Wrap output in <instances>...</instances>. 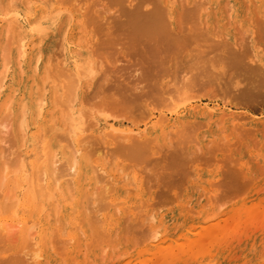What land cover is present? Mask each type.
Segmentation results:
<instances>
[{"label": "rangeland", "instance_id": "rangeland-1", "mask_svg": "<svg viewBox=\"0 0 264 264\" xmlns=\"http://www.w3.org/2000/svg\"><path fill=\"white\" fill-rule=\"evenodd\" d=\"M109 1L110 0H78V1L76 0H72V1L71 0H9V1L2 3L0 0V31L2 30L0 32V47H1L0 48V51H1L0 66H2L6 58L7 60L8 59L10 60V62L7 60L4 62L3 66L7 63L4 66V68L3 66L0 67V70H1L2 68L5 69V67L8 65L6 67L4 80L3 81L0 80V84H1L0 88L3 87L4 85V87L0 89V107L2 106V108L0 109V114H2L3 112V116L0 115V122H1L0 125L5 122L4 120H6V117H10V115H8L7 113L9 112L10 109L16 110V108L19 107L20 103L24 102L23 98H21L24 95L27 96V95L32 94L33 96H35L37 94V96L35 97L40 98L41 94H43L44 90H46L44 99L45 101H47V104L45 105V107H43L46 109L40 110V111H43L44 116L43 117L38 116V121H36L35 127L31 128L32 130L29 129L28 133L24 135L23 138H20V141H18L17 138L15 139L14 137L15 134L12 133L13 131L12 126L10 127L11 128L10 129L9 128L10 125L8 127L6 125L4 132L0 131V140H1L0 152L2 154L6 153V155L5 154L2 155L0 153V191H1L0 192L1 194L0 204H6L4 209L7 208L6 210H4L3 214L0 213V224L3 221L7 229L6 227L1 226L0 233L2 235L6 234L4 232V228L8 231V232L6 231L7 233L10 232V235H8V239L6 237L7 235L6 236L3 235L5 237L6 242L5 240L3 241V239L1 238V240L5 243L0 246H3L2 249L5 248L6 250H8L9 248L10 252L6 251L7 253L9 252L8 255L12 254L10 255L9 258L16 255L18 262L15 257L11 258L15 260L13 262V260H10L8 259V257H6L8 255L4 256L5 254H1V251H0V254L4 258L6 257V259L4 260L8 259L10 261L9 264H13V263L15 264L17 263L18 264H62V262L63 264H138L140 261L142 263H139V264H145V263L146 264H155V263L156 264L158 263L159 264H171L172 259H170L169 255L166 256L168 254V250L166 251V248L168 249L169 246L177 244L175 242H178V241H179L178 243H180L181 241L184 242L186 239L185 234L187 231L193 232L194 235H197L198 233L195 232V230H198L199 232L202 230V228L207 229L208 227H210L209 229L212 232L207 229V233L210 232L212 233V235L208 233L211 235L209 236L207 233H205L206 236L202 238L203 242L200 245L201 248L197 250L199 251V253L195 252L194 254L196 258L195 257L191 258L192 255L189 258L190 264H264V101L257 100V101H252V103H250L251 101L246 102L244 100H240L242 99V97L240 96L239 91L241 90V88H243L244 84L245 86H249L248 83L245 80L242 81L241 80L242 77H240V75H235V74L233 75L232 73L234 71L232 70H229L230 74H228L229 72L227 71L228 72L227 73L226 70H228L227 68L230 69V67H227L226 64L222 65L223 63L231 62L232 61L231 58H234V56L239 55L240 57L239 56L238 57L241 59L239 58L238 59L240 61L242 60V62L248 65L251 64L252 67L256 66V68L261 69L259 71L260 73H264L262 72L264 71L262 70L264 69V65H262L264 64V46H262L264 45V43H262L264 42V40H262L264 39V16H262L264 15V13H262L264 12V8H261V7L259 8L258 6L254 5L256 7V8L254 7L256 11L255 10L252 11L253 5H250L248 3L246 5V2L244 3L240 0L237 1L238 3L235 0H216V2L215 0H185V2L184 0L183 1L174 0L175 1L174 7H177V8H175L176 14H173V15L174 16L177 15V17L175 18L174 16H172L174 17L172 19L174 20L175 24L171 23L168 26L169 32L166 31L168 30L167 27L165 28V32L170 33L171 34V35L169 34L170 36L173 35L176 37L178 36L180 37V38L178 37L179 40L181 41L178 43L180 50L179 51L175 50L177 53H175V51L173 52V54L178 55V56L176 55L174 56L175 59L173 58L174 60H176L175 62L173 60L167 64H162L163 65L162 67L161 65H158L157 68L160 67L161 69L162 68L165 69V71H163V69L160 70L159 68V70L162 73L161 74L160 72H158L157 68L153 66V63L150 64L151 62L150 57L149 56L146 57L148 54L147 55L141 54V53L145 54V52L148 53V51L144 52L142 49H145V47L149 46V44H147V46L145 47H142L143 45H140V44L141 43L144 44L145 43L144 41H143L144 43L142 41L141 43H139L140 41L136 40L138 43H135L136 41L133 43L134 41L133 39H132V42L130 41L131 43L129 42L128 44V39L129 37H131V36H128L130 32L129 31L130 27L124 28L123 24H120L122 21L124 22L127 19V18H124L125 17L124 14H123L124 17L122 16L123 18L122 17L120 18V15H121L120 13L122 12L126 13L128 9L129 10L132 9L130 7H134L137 1L136 0H118V1L115 0L116 1L115 3L114 0H111L110 3L112 2L113 3V4L111 3L112 5L108 3ZM183 2L186 3V5L188 4L187 7L183 4ZM6 3H8L9 5H6ZM130 4H133V6L132 5L130 6ZM151 4L152 3L147 5L146 3L145 5H140V7L142 6V8H140V12L142 10L147 11V9L150 8ZM197 4L199 5L202 4L201 11L202 10H205V11L204 12L199 11L198 12L199 15L198 13H196V14H192V16L191 15L185 16V18L183 17L184 18L183 20L180 18L182 16V13H185L191 7H195V5L197 6ZM73 6L75 9L73 8ZM245 7L247 10H245ZM77 8H80L81 12L82 11L84 12L80 14L79 13L80 9L78 10V12L77 11L75 12ZM82 8H84V10H82ZM126 8L128 9L126 10ZM257 9L259 10V12H257L258 11ZM179 11H181V14H179L180 13ZM252 13H253V16H252ZM85 15L87 16L90 15V16L86 17L87 18L86 19L84 17ZM178 15H180V17H178ZM93 16L98 19L96 18L94 19ZM38 18L39 19L44 18V19L40 20L41 21L40 22ZM88 18L89 19L91 18L92 21H95L94 25H98L97 26L98 28L94 26L93 23H90L91 20H89ZM257 18L260 23L257 22ZM37 19L38 21H36ZM50 19H51V22H50ZM169 19H171V17ZM238 20L239 22H237ZM166 21L168 22V20ZM183 22L184 23L188 22V23L184 24ZM233 22H236V24H234ZM33 24H37V25H33ZM90 24H91V27L93 25V27L95 28L93 27L90 28ZM118 24L119 26H122L123 29L121 27L117 28ZM177 24H179L180 26ZM80 25L81 26L86 25V26L81 27ZM99 25L100 26L102 25V26L99 27ZM80 28H83V30ZM126 28L128 30H126ZM10 29L13 32H11ZM112 30H114L116 34ZM8 31H10V33ZM45 31H48V32L50 31V32L49 33L46 32L48 34L46 35ZM81 31H83L84 33L83 32L80 33ZM137 32L138 31H135V36L136 38L138 37V39L140 40L142 36L141 34L138 33L141 36L139 37V35H137ZM6 33L7 34L9 33L10 38L7 37L8 35ZM132 33H130V35ZM259 33L261 34L259 35ZM109 34L113 35V37L108 36ZM114 35L115 36L118 35L119 38L118 37L115 38ZM132 35L134 37V33ZM111 37L113 39L115 38L116 41L113 40ZM106 38L110 41V43L111 42L112 43L110 44L109 42H107L108 40ZM6 39H8L9 44L6 41ZM10 39L11 41H9ZM13 39L15 40L16 44L13 41ZM3 40H5L6 42ZM144 40L146 39L144 38ZM20 41H24L25 52H26L25 60L27 63H25V67L22 66V68L24 69L23 71H21L20 69L18 70L17 68L14 69L15 65L13 64L14 65L13 66L9 64V63H13L14 62L13 60L15 59V56L14 58L12 57L14 54H10L9 48H11L12 46L17 47V45L20 44ZM105 42H107L106 44L108 43L109 44L105 45ZM6 43L8 46L7 45L4 46V44ZM148 43H151V41H149ZM112 44L115 46H112ZM180 44L183 47L182 49L180 48L181 46ZM131 45L132 46L134 45V46L132 47ZM137 46L139 49L137 48ZM113 48L115 50H113ZM127 49L131 51L128 52ZM116 50H118L117 52L120 51L119 52L120 54L116 53ZM6 51H9V53ZM126 51L128 55L131 52L129 56H127V53H123ZM132 52H134L135 54L133 55ZM137 53H140V54H137ZM31 55L32 57H34V60H32L33 58L31 57ZM36 57L40 58V61L37 64V66L33 63L35 62ZM194 57H197V58H194ZM127 58H131V59H127ZM28 60H30L31 62L30 61L28 62ZM192 60H193V63L195 62L194 64L196 65L192 63ZM217 60L218 62H216ZM86 62L87 63L89 62V67H92V69H98V70L94 71L91 69L89 71L90 74L84 75L83 69H81L82 70L81 71L80 68L83 65V63H86ZM207 62H209L208 63L209 65L208 64L205 65V63ZM246 62H249V63H246ZM254 64H258V65H254ZM46 65H48V67ZM204 65L208 68L209 71L207 70L206 67H204ZM220 65L226 66L227 68L223 67V69H221ZM210 67H212L213 70H216V71L213 72L212 68ZM30 68L31 69L33 68L32 71ZM35 68L39 73L35 70ZM25 70H27V72ZM56 71L57 72L59 71V72L57 73ZM34 72L35 73L37 72V74H34ZM91 72H95V73H91ZM45 73H46V76L49 78L47 77L43 78L45 77L44 75ZM146 73L147 74L149 73V74L147 75ZM154 73L156 74V76ZM225 73L229 75L228 78L230 80L233 78L232 80L234 82L232 80H231L232 83L228 82L229 80L227 79L228 75L227 74H226L227 76L224 75ZM158 74L160 75L158 76ZM49 75H52V76L50 77ZM149 75L151 76V78L152 77L155 78L156 82H154V79H153L152 80L153 83H152ZM38 76H39V79H38ZM54 76H58V77L56 78ZM71 77L72 79L73 77H75L74 78L75 80L73 79V82L70 79ZM195 78H197V80ZM76 79L78 80L77 82H75ZM21 81H22V84L24 83L25 85V86L23 85L24 89L17 88L18 84H20ZM39 81H40V84H39ZM235 81L237 83H235ZM183 82L184 83L186 82V83L184 84ZM73 83H76V84H73ZM154 83H157L155 84L156 86H153ZM42 84H43V87H42ZM156 89L158 91H156ZM36 90L38 91L40 90V94ZM259 90L264 92V88H259ZM12 91H14L15 93ZM53 91H56V92L52 93ZM160 91L163 94L160 93ZM63 92L66 93L64 95L65 97L62 95ZM68 93L69 95H67ZM120 93L122 95H120ZM151 93H154V95L158 93L160 97L163 96L162 98L164 99L161 98L163 100L161 104L163 105H160L159 103L161 101V100H158L160 99V97L158 96L159 98L157 99L155 97L157 94L154 97H152L153 94L152 96H150ZM10 95L12 96L14 95V97L12 98V96ZM50 95L51 96L54 95V96L51 97ZM56 95H57L56 98L60 99L61 104L63 103L62 104V106L64 105L63 107L68 105L67 107H65V109H63L62 106H61L62 108L61 109L60 105L58 108L54 106L52 107L51 100ZM154 100L156 101L154 102ZM6 102L8 106L6 105ZM198 105L200 106V108H206V110H204L203 112L198 111V109L194 110L193 108H195V106H198ZM8 107H10L9 110L7 109ZM211 109L212 110L214 109V110L211 111ZM208 110L211 112H209ZM65 111H69V112H65ZM206 112L210 114H207ZM48 114L51 117H49ZM74 114L75 115L77 114L78 117L82 119L83 126H84L82 129L86 128L82 130L81 132L77 130L76 127H73V124L71 123V121L69 122L71 125L67 123L68 121L65 122L66 118L64 115L72 117V115ZM99 115L101 118L99 117ZM52 116H54L56 119ZM240 116L243 118H241ZM158 117L159 119L162 117H165V119H167L170 123H172L174 127L176 126L175 128L173 127L172 129L169 130L168 134L170 136L169 135L168 137L166 136L168 140L165 136H163L162 139L160 137H157L156 139L155 137V134H157L158 133L157 131H159L157 130V127H160L159 126L160 124L155 127L157 120L159 121V119H157ZM51 118L53 119L51 120ZM212 118L213 120H211ZM29 119L31 120V116ZM187 119H189V122H185L187 121ZM183 122H185L183 124L185 125V127L182 124H180ZM66 123L67 125L70 126L69 127L70 129H67L68 126L65 125ZM17 124L18 123H15V125ZM45 124L47 127H45ZM87 124L89 125L93 124L92 125L93 127L88 126ZM187 124L188 126L190 124V126L188 127ZM15 125H14V128H16ZM39 125L42 128L38 129ZM111 125L115 126L116 128H120V129L123 128V130H131V133H132L131 138H133L132 136H135L134 137L135 139L137 137L139 141L141 142L143 141V143L139 142V144L141 143V146L143 145L142 150L145 153L149 150L148 154H145L143 151H141L143 153L139 151L142 154V155L138 154L140 156L139 158V156H136L137 154L133 153V155L131 154L132 157L129 158L131 160L128 161V159L125 158V154L126 156L127 155L130 156V153L132 152L130 149H128L129 151L126 150L127 146L124 144H125V141L127 142L129 141V138L128 140H125V138H123L125 140L123 141V145L126 148L123 147L122 149L125 148V150H121L120 145L115 144V141L117 140L118 142L121 141V140L119 141L120 138L115 134L117 138L114 139L115 135H113L112 133L111 134L108 133L109 129L111 131ZM153 125L155 128L153 127ZM65 126H66V129H65ZM177 126L183 127L182 129L185 128V130H183L184 136L181 134L182 129L180 128L181 129L180 130L179 127ZM48 127L50 128L48 129ZM55 128H56V131L58 130L57 132H55L54 130ZM176 128H178L179 131L176 130ZM9 129L11 132L9 131ZM46 129H48L49 132H47ZM233 129L236 131V134H234L235 131ZM68 130H70V132H68ZM32 131L33 132L37 131L40 133V134L37 133L39 135V136L37 135V140H35L32 137V133H31ZM255 131H258V132H255ZM8 132H10L9 133L10 135L13 134L14 138L12 136H9ZM61 133L62 135H60ZM173 133L178 134L179 136L178 135L176 136ZM244 133H246V135ZM64 134L67 135V138L69 137L68 140L66 139V136L63 137ZM133 134H136V135H133ZM180 135H182V137L185 139H188L189 137V140L183 141L182 140L183 138L181 139ZM88 136L95 139V140L92 139L94 142H91ZM57 137L59 138L57 139ZM152 138L153 139L155 138L154 140L155 143H153ZM84 141L86 142L85 145L81 146L80 143ZM147 141L150 142L151 146L148 145ZM68 142L70 145L67 144ZM96 142L97 144H95ZM144 142H146L147 146H144L146 145L144 144ZM193 142H196L197 144L194 145ZM16 143L17 144L19 143V144L17 145ZM181 143L183 144L186 143L188 145H182ZM11 144L13 147L10 146ZM46 144L50 145L48 149H50L53 153H55L56 149H58L53 157L54 158L53 161L56 162V164H53V166H56V168H59L58 166H61L62 163L63 164L66 163L65 162L66 159L69 160V158L71 159V157H74V155L80 154L78 156L79 162L80 161L82 162L81 158L84 157L85 159H83L84 162H82V164L86 163L85 165L87 166V163H90L92 167L96 169V170L92 169L94 170L92 172H94L96 176H99V179L97 177L98 181L95 179L96 178L95 176V178L92 180L91 185H88V180L86 179L88 176L86 174L84 175L81 174L80 179H78L79 177L75 178L74 179L75 184L72 185L73 187L72 189H76V188L79 189L80 190L79 193L81 194L76 197L71 191V193L73 194V198H72V195L70 198V194H71L70 191H69V194L68 193L65 194L64 193L65 191H62V188H58V189L54 188V184L51 181L50 177H49L50 179L44 178L47 182L44 184L45 187L41 188L43 185V182L41 180V174L46 171L45 168L47 165L51 164V160L49 161V159L46 158L42 166H40V168L36 169L35 171H34L33 163L37 161L38 157L42 156L43 151L45 150V147L47 146ZM92 144H95V146L97 145L96 146L97 148L92 147ZM80 146H81V150L80 152H77L80 149L77 147H80ZM222 146H224V148ZM18 147H21V148H18ZM109 148L110 149L112 148L111 150H114L113 148H116L115 149L116 152H119L121 150L119 152L120 155L118 153H117L118 156L115 155L114 154L116 153L115 150L110 151ZM149 148H153V149H149ZM218 148H219V151H218ZM18 149H19V152H18ZM105 149H107V152L105 151ZM208 149H210V151ZM154 150L157 153H155ZM211 150L212 151L215 150V151L211 152ZM72 151H75L74 155H73L74 152ZM162 151L165 153H163ZM196 151H197V154H196ZM90 153H92V155ZM167 153L169 155L175 153V155L172 157L178 158L176 159L177 161L179 160L178 162L177 161L174 162V164L178 166H175V165L171 166L173 169L169 166V164L171 163L167 161L168 157H169V160L171 159V156L167 155ZM87 154H89L90 156ZM112 154H114V156ZM134 154L136 158L134 157ZM178 154H181V156ZM15 155L17 156L19 155V157ZM145 155L146 156L150 155V156L146 157ZM88 156L91 158L89 159ZM120 156L123 158H121ZM156 156H159L160 159H156ZM209 156L211 158H209ZM8 157L10 158V160ZM141 157L144 159H142ZM163 157H165V159ZM138 160L141 162L143 160V162L141 163ZM146 160L147 161L149 160V162H147ZM205 160L206 162H210V163H206ZM209 160H212V162ZM18 161L19 163H17ZM161 161L163 162L161 163ZM6 162L8 164L10 163V165H7ZM165 162H169V163L166 164ZM159 164H161L162 167ZM17 167L19 171L17 170ZM165 167L166 169L168 168L169 169L166 171ZM15 170L17 171L14 172ZM40 170L41 171L44 170V171L42 173H39L41 172ZM139 170H142V171H139ZM144 170L148 172L149 174L146 173ZM178 170L180 173H182L183 176H186V178L184 177L185 180H183L180 186V188H183L182 192H178L179 188H177L178 190L177 189L173 190L176 196H178L179 195L178 193H180L178 197H181V198L179 199V201L176 198L177 200V201L175 200L176 202L175 201L170 202V200L169 201L167 200L169 199L168 196L172 195V193L169 195L161 193L160 189L158 190V187L161 188L160 185L162 184H157L155 180L159 181L158 183H161L160 181H163V180L165 181L166 179L160 180L158 179V177L159 178L164 177L165 174H168L171 172L179 173ZM95 171L97 172L95 173ZM102 172L103 173L105 172L103 180L100 179L102 178L101 177L103 174ZM136 172L139 174H137ZM144 172L146 175H144ZM151 172L154 175H152ZM155 172L157 173V175L155 174ZM164 172L166 173L163 174ZM31 174L33 176H31ZM37 175L40 177V178L37 177L39 181L35 180ZM147 175L149 176V178L147 177ZM160 175H163V176H160ZM182 175L180 174L179 176H182ZM154 176L157 179H155ZM2 177L3 179H1ZM141 177H142V180H144L146 177L145 179L146 183H144L145 181L141 180ZM69 179L70 178L67 177L65 181H68ZM147 179H150V182ZM60 181L62 182L64 180H60ZM76 181L79 183L77 184ZM34 182L36 184L33 185ZM38 182L40 183L41 186L39 185ZM51 183L53 184V187H52L53 190L51 187H49L50 185H52ZM143 183L147 184L146 185L147 190L149 188H152L150 189L151 191L148 190L150 192H147V190H144L145 188L143 187H146V186H142ZM113 184L115 185L111 186ZM107 185L109 186L110 192L112 189L111 194L109 193V191L107 192V194L105 193V187L107 188L108 187ZM150 185H153V186H150ZM29 186L31 187V189ZM121 186H122V189H121ZM38 187L41 189H39ZM46 188H48L49 192L47 191ZM153 188H156V189H153ZM54 189L58 191L59 193L57 192L58 193L57 194ZM119 189L126 190V193H124L123 191L121 192ZM128 189L130 191L133 190L131 191L132 193L131 192L129 193ZM135 189H137L138 191ZM43 190L46 192L44 193ZM103 190H104V193H103ZM39 191L41 194L40 196L38 193ZM140 191L143 193H141ZM161 191H163V189ZM127 192L129 194H133L134 196L132 195H129V197L126 196L128 195ZM157 192H160V194ZM221 192L226 193V196L225 194ZM98 193L100 195H98ZM4 194L7 195V197L4 196ZM156 194L158 196H156ZM216 194L219 197L216 196ZM106 195L111 198L106 197ZM10 196L12 199L10 198ZM48 196L50 197V199ZM3 197L6 198L7 200L4 199ZM215 197H217V199L219 198V200H217ZM13 198L16 200H13ZM174 198L172 197V201ZM45 199H47L46 201L49 204L45 201ZM95 200H96V203H95ZM13 201H16V202H13ZM197 201H199V204L197 203ZM8 202H11L10 205L12 208H14L13 209L14 211L10 210L11 208ZM168 202L169 204H167ZM144 203L146 205L148 204V207L145 205L146 206L145 208ZM151 203L153 206H151ZM195 203L198 204L197 207L200 209V215H199L200 223L198 221H195V222H191L187 226H181V224H179L180 221H177L175 216L177 215V213L183 212L185 210H186L185 212L189 211L190 209H192ZM12 204H14L15 206ZM58 204L60 205L64 204L70 208H74L76 207V205L77 206L80 205V206L76 207L75 213H73L74 211L70 212L68 209L62 210L60 208L61 209L60 210L58 207ZM82 204L84 205L87 204V205L84 206ZM123 204L125 205L123 206ZM163 204H166V205L163 206ZM110 205L114 207H111ZM115 206H117V208ZM137 206L140 208L138 209ZM83 207L85 208L84 209L85 212H83V209H82ZM103 207L107 209H104ZM128 207L130 208L132 207V208L128 209ZM54 208L57 211L54 210ZM113 209H114V212H113ZM115 209L119 211L115 212ZM133 209H135L136 211H133ZM6 211L8 212L6 213ZM152 211H153V215L152 213H149ZM23 212H25V214H23ZM55 212L58 214H56ZM129 213L130 215H128ZM136 213H137L138 218L140 217L139 219L137 218ZM148 213L149 215L150 214L151 215L148 216ZM132 214H135V215H132ZM13 215L15 216L13 217ZM81 215L83 218V222H82L83 224L79 225L80 223L79 217L81 218ZM188 216H193V215L191 214ZM86 217L91 218V219L89 218L87 221L89 225H87L85 221ZM40 218L42 219V221ZM38 219H39V222L36 221ZM137 219L140 223L137 221ZM150 219L152 221L154 220V222H152L153 224L151 223ZM132 220H135V221L133 222ZM34 221L37 223H35ZM175 223L176 225L178 223L177 227ZM42 227L44 228L42 229ZM218 228H220V230H218ZM52 230L55 232V234L54 232H52ZM92 231L94 232L92 233ZM125 233L127 235H125ZM29 236L33 237L32 242L25 240L26 242L23 243L22 237H25L26 239ZM94 236H97V237H94ZM169 236L171 237L169 238ZM42 238H43V241H42ZM137 238H139V240ZM33 243L40 244V245H38L37 248H33L32 246ZM165 243L169 245H165ZM33 249L37 250L40 253V254L38 253L40 259H37V260L33 259L32 257L33 253L31 252L33 251ZM161 249H162V253H161ZM2 251H5V250H2ZM2 253H5V252H2ZM196 253H198V256L196 255ZM19 255L21 256L18 257ZM165 260H167V263ZM11 261L13 263H11Z\"/></svg>", "mask_w": 264, "mask_h": 264}, {"label": "bare ground", "instance_id": "bare-ground-1", "mask_svg": "<svg viewBox=\"0 0 264 264\" xmlns=\"http://www.w3.org/2000/svg\"><path fill=\"white\" fill-rule=\"evenodd\" d=\"M3 0H1V2H2ZM6 1H9V0H4L2 3H4V2H6ZM72 1V0H71ZM76 1H78V0H76ZM111 1V0H110ZM110 1L108 2V3H110ZM115 1V0H114ZM116 1H118V0H116ZM116 1H115V3H116ZM137 1V3H135V6L134 7H130V8H132V9H128V8H126V10L128 9V11H126V13H124V12H122V13H120L121 15H120V18L123 16V14H124V18H127L126 19V21H122L120 24H123V26H124V28L125 27H127V28H129L130 27V29H129V34H128V36H131V37H129V39H128V44H129V42L131 41L132 42V39L134 40L133 41V43L136 41V40H138V41H140L139 43H141V41L143 42H147L146 43V45H145V43L144 44H140V45H143L142 47H145V46H147V44H149V46H147V47H145V49H142L144 52L145 51H148V53H146L145 52V54L144 53H141V54H143V55H147L146 57H150V64H152L153 63V66H155L156 68L158 67V65H161V67L163 66L162 64H167V63H169V62H171V61H173L174 59H175V55L176 56H178L177 54H173V52L176 50V51H179L180 49H179V42H181L180 40H179V38L178 37H176V36H170L171 34L170 33H168L169 32V28H168V26L171 24V23H174L175 24V22H174V20L172 19V18H176L177 17V15L176 16H174L173 14H176V10H175V8H177V7H174V5H175V1L174 0H136ZM180 1H183V0H180ZM236 2L238 1V0H235ZM240 1H242V2H246V5H247V3L248 4H250V5H253V10L252 11H254L255 10V6L254 5H256V6H258L259 8L261 7V8H264V0H240ZM239 1V2H240ZM69 2V1H68ZM68 2H67V4H68ZM119 2H121V1H119ZM184 2H185V0H184ZM183 2V4L187 7V5H186V3H184ZM198 2V1H197ZM205 2V1H204ZM215 2H216V0H215ZM62 3H63V1H62ZM65 3V2H64ZM112 3V2H111ZM110 3V4H111ZM114 3V4H115ZM118 3V2H117ZM143 3V4H142ZM147 3V5H149L150 3H152L151 4V6H150V8L149 9H147V11H143L142 9V11L140 12V8H142V6L140 7V5H145V4ZM191 3V2H190ZM238 3V2H237ZM243 3V4H244ZM73 4H74V2H73ZM113 4V3H112ZM111 4V5H112ZM134 4V3H133ZM133 4H130V6L132 5L133 6ZM177 4H178V2H177ZM228 4V3H227ZM3 5H5V4H3ZM6 5H9L8 3H6ZM146 5V6H147ZM192 5V4H191ZM199 4H197V6L195 5V7H189L190 9L188 10V11H186L185 13H182V16L180 17V15H178V17H180L182 20L185 18V16H192V14H196V13H198L199 11L200 12H204L205 10H202L201 11V6H202V4L201 5H199ZM213 5V4H212ZM214 5H216V4H214ZM245 5V6H246ZM27 6V5H26ZM26 6H25V8H26ZM230 6V5H229ZM236 6H237V4H236ZM90 7H91V5H90ZM211 7V6H210ZM242 7V6H241ZM247 7V6H246ZM246 7H245V10H247L246 9ZM252 7V6H251ZM250 7V8H251ZM255 7V8H254ZM5 8V7H4ZM7 8V7H6ZM24 8V7H23ZM73 8H74V6H73ZM80 8H81V6H80ZM80 8H77L76 10H75V12L77 11L78 12V10L80 9ZM124 8V7H123ZM180 8V7H179ZM219 8V7H218ZM229 8V7H228ZM75 9V8H74ZM92 9V8H91ZM90 9V10H91ZM93 9H94V7H93ZM125 9V8H124ZM182 9V8H181ZM213 9V8H212ZM82 10H84V8H82ZM219 10V9H218ZM258 10V9H257ZM93 11V10H92ZM91 11V12H92ZM119 11H121V10H119ZM237 11V10H236ZM256 11V10H255ZM82 12H84V11H82ZM81 12V9L79 10V13L81 14L82 13ZM90 12V11H89ZM96 12V11H95ZM175 12V13H174ZM180 13L179 14H181V11H179ZM257 12H259V10L257 11ZM60 13V12H59ZM178 13V12H177ZM215 13V12H214ZM229 13V12H228ZM262 13H264V12H262ZM261 13V14H262ZM45 14V13H44ZM66 14H67V12H66ZM95 14V13H94ZM43 15V14H42ZM53 15V14H52ZM92 15V14H91ZM198 15H199V13H198ZM215 15V14H214ZM39 16H41V15H39ZM44 16V15H43ZM65 16H67V15H65ZM90 16V15H89ZM89 16H87V15H85L84 17L86 18V17H89ZM172 16H174V17H172ZM209 16V15H208ZM239 16V15H238ZM252 16H253V13H252ZM262 16H264V15H262ZM35 17V16H34ZM122 17V18H123ZM171 17V19H169ZM184 17V18H183ZM196 17V16H195ZM194 17V18H195ZM255 17H256V15H255ZM258 17V16H257ZM259 17H260V15H259ZM40 18V17H39ZM38 18V19H39ZM45 18V17H44ZM44 18H41V19H39V21L40 20H42V19H44ZM93 18L95 19L96 17H94L93 16ZM119 18V17H118ZM119 18V19H120ZM38 19L36 20V21H38ZM68 19V18H67ZM84 19V18H83ZM87 19V18H86ZM89 19V18H88ZM96 19H98V18H96ZM229 19V18H228ZM231 19V18H230ZM234 19V18H233ZM256 19V18H255ZM260 19V18H259ZM31 20H33V19H31ZM89 20H91L90 21V23H93V25H94V22L95 21H92V19L90 18ZM166 20H168V22H170V23H168ZM197 20V19H196ZM241 20V19H240ZM244 20V19H243ZM246 20V19H245ZM252 20V19H251ZM15 21V20H14ZM121 21V20H120ZM189 21H191V20H189ZM234 21V20H233ZM41 22V21H40ZM47 22H48V20H47ZM50 22H51V19H50ZM86 22V21H85ZM88 22V21H87ZM177 22H179V21H177ZM212 22H214V21H212ZM237 22H239V20L237 21ZM247 22V21H246ZM257 22H259L258 21V18H257ZM33 23H35V22H33ZM39 23V22H38ZM105 23V22H104ZM104 23H103V25H104ZM117 23V22H116ZM184 23V22H183ZM186 23H188V22H185L184 24H186ZM234 24H236V22H233ZM260 23V22H259ZM88 24V23H87ZM180 24V23H179ZM179 24H177V25H179ZM182 24V23H181ZM253 24H255V23H253ZM32 25V24H31ZM33 25H37V24H33ZM59 25V24H58ZM82 25V24H81ZM80 25V26H81ZM89 25V24H88ZM93 25H92V27H93ZM108 25V24H107ZM262 25V24H261ZM80 26H78V27H80ZM83 26H86V25H83ZM83 26H81V27H83ZM94 26H98V25H94ZM102 26V25H101ZM100 25H99V27H101ZM180 26V25H179ZM88 27V26H87ZM91 27V24H90V28H92ZM122 28L123 29V27L122 26H119V24H118V27L117 28ZM167 27V29L168 30H166V31H168V32H165V28ZM244 27V26H243ZM11 28H13V27H11ZM15 28V27H14ZM18 28V27H17ZM93 28H95V27H93ZM98 28V27H97ZM116 28V29H117ZM126 28V30H128ZM176 28H177V26H176ZM235 28V27H234ZM7 29V28H6ZM16 29V28H15ZM35 29V28H34ZM58 29V28H57ZM78 29V28H77ZM80 29H82L83 30V28H80ZM110 29V28H109ZM252 29H254V28H252ZM256 29V28H255ZM37 30V29H36ZM38 30H39V28H38ZM37 30V31H38ZM41 30V29H40ZM96 30V29H95ZM103 30V29H102ZM132 30V31H131ZM138 31L137 32V35H139V34H141V36L139 35V37H141L140 38V40L138 39V37L136 38V36H135V31ZM178 30V29H177ZM258 30V29H257ZM2 31V30H1ZM0 31V32H1ZM7 31V30H6ZM10 31H11V29H10ZM10 31H8L9 33H10ZM17 31H18V29H17ZM85 31V30H84ZM111 31V30H110ZM114 33H115V31L114 30H112ZM11 32H13V31H11ZM39 32V31H38ZM46 32H48V31H45V34L46 35H48ZM50 32V31H49ZM48 32V33H49ZM83 31H81L80 33H82ZM127 32V31H126ZM134 33V37H133V33ZM253 32V31H252ZM255 32V31H254ZM261 32V31H260ZM9 33L7 34L8 36L7 37H9ZM80 33H78V34H80ZM84 33V32H83ZM114 33H112V34H114ZM123 33H125V32H123ZM130 33H132L131 35H130ZM139 33V34H138ZM262 33V32H261ZM261 33H259V35L261 34ZM116 34V33H115ZM170 34V35H169ZM12 35V34H11ZM96 35V34H95ZM108 36H112L113 37V35H108ZM6 37V36H5ZM4 37V38H5ZM49 37V36H48ZM53 37V36H52ZM52 37H51V39H52ZM81 37V36H80ZM106 37V36H105ZM111 37V38H112ZM114 37L116 38V37H118V35L117 36H115L114 35ZM133 37V38H132ZM10 38V37H9ZM42 38V37H41ZM40 38V39H41ZM62 38V37H61ZM107 38H109V37H107ZM106 38V39H107ZM115 38L113 39V40H115ZM119 38V37H118ZM128 38V37H127ZM130 38H131V40H130ZM144 38L146 39V40H144ZM15 39V38H14ZM13 39V41L15 42V40ZM18 39H19V37H18ZM80 39H82V38H80ZM104 39V38H103ZM254 39V38H253ZM23 40V39H22ZM84 40V39H83ZM108 40V39H107ZM112 40V41H113ZM262 40H264V39H262ZM3 41H5V40H3ZM6 41L8 42V39H6ZM5 41V42H6ZM9 41H11V39L9 40ZM25 41V40H24ZM24 41H20V44L19 45H17V47H14V46H12L11 48H9V50H10V54H14L12 57L14 58V56H15V59L13 60L14 62L13 63H9V64H11V65H15V68L14 69H20L21 71H23L24 69L22 68V66L23 67H25V63H27L26 62V60H25V46H24ZM49 41H51V40H49ZM105 41V40H104ZM116 41V40H115ZM149 41H151V43H148ZM255 41V40H254ZM13 42V43H14ZM39 42V41H38ZM107 42H109L110 43V41L108 40ZM107 42H105V45H108V44H106ZM120 42V41H119ZM130 42V43H131ZM153 42V43H152ZM261 42V41H260ZM12 43V42H11ZM18 43V42H17ZM104 43V42H103ZM112 43V42H111ZM110 43V44H111ZM116 43V42H115ZM135 43H138L137 41L135 42ZM253 43V42H252ZM262 43H264V42H262ZM8 44H9V42H8ZM15 44H16V42H15ZM36 44V43H35ZM97 44H98V42H97ZM122 44V43H121ZM235 44V43H234ZM243 44V43H242ZM241 44V45H242ZM3 45V44H2ZM5 45H7V43L6 44H4V46ZM39 45V44H38ZM138 45V44H137ZM181 45V44H180ZM247 45V44H246ZM255 45V44H254ZM8 46V45H7ZM16 46V45H15ZM110 46V45H109ZM112 46H115V45H113L112 44ZM120 46V45H119ZM132 46V45H131ZM134 46V45H133ZM132 46V47H133ZM236 46V45H235ZM262 46H264V45H262ZM14 47V48H13ZM58 47V46H57ZM95 47V46H94ZM141 47V48H142ZM1 48V47H0ZM93 48V47H92ZM135 48V47H134ZM137 48H138V46H137ZM180 48L182 49L183 47H182V45L180 46ZM4 49V48H3ZM6 49V48H5ZM100 49V48H99ZM117 49V48H116ZM139 49V48H138ZM147 49V50H146ZM62 50V49H61ZM98 50V49H97ZM105 50V49H104ZM113 50H115L114 48H113ZM126 50V49H125ZM128 50V52L129 51H131V50H129V49H127ZM134 50V49H133ZM132 50V51H133ZM184 50V49H183ZM228 50V49H227ZM244 50H245V48H244ZM4 51V50H3ZM60 51V50H59ZM108 51V50H107ZM106 51V52H107ZM110 51V50H109ZM118 50H116V53H118V54H120L119 52H117ZM136 51V50H135ZM134 51V52H135ZM139 51V50H138ZM142 51V52H143ZM175 51V53H177ZM6 52H8L9 53V51H6ZM12 52V53H11ZM93 52H95V51H93ZM104 52V51H103ZM113 52V51H112ZM134 52H132V54L134 55L135 53ZM140 52H141V50H140ZM237 52V51H236ZM241 52V51H240ZM249 52V51H248ZM0 53H1V51H0ZM53 53V52H52ZM110 53V52H109ZM122 53V52H121ZM123 53H127V51L126 52H123ZM122 53V54H123ZM131 53V52H130ZM130 53H129V55H130ZM2 54H4V53H2ZM61 54H63V53H61ZM115 54V53H114ZM131 54V55H132ZM137 54H140V53H137ZM242 54V53H241ZM240 54V55H241ZM252 54V53H251ZM39 55V54H38ZM37 55V56H38ZM52 55V54H51ZM55 55H57V54H55ZM95 55V54H94ZM128 55V53H127V56H129ZM199 55V54H198ZM235 55V54H234ZM233 55V56H234ZM245 55H246V53H245ZM108 56V55H107ZM125 56H126V54H125ZM136 56V55H135ZM168 56H170V57H168ZM204 56V55H203ZM239 55H236V56H234V58H231L232 59V61L231 62H228V63H223L222 65H224V64H226V66L227 67H230V69L229 68H227L226 66H221L220 65V68L221 69H223V67L225 68H227L228 70H226V72L228 71L229 72V70H232V71H234L232 74L234 75H240V77H242V81L243 80H245L247 83H248V85L250 86H245V84H244V86H243V88H241V90L239 91V93H240V96L242 97V99H240V100H244V101H246V102H250V103H252V101H257V100H261V101H264V99H262V98H264V92H262L261 90H259V88H264V73H260L259 71L261 70V69H258V68H256V66H254V67H252L251 66V64L250 65H248V64H245L244 62H242V60L240 61L239 59H241V58H239L238 57ZM31 57H32V55H31ZM253 57V56H252ZM33 58V59H32ZM31 59L32 60H34V57H32ZM107 58H109V57H107ZM111 58V57H110ZM174 58V59H173ZM194 58H197V57H194ZM213 58V57H212ZM239 58V59H238ZM251 58V57H250ZM5 59V58H4ZM127 59H131V58H127ZM193 59V58H192ZM211 59V58H210ZM218 59H220V58H218ZM225 59H227V58H225ZM234 59V60H233ZM260 59V58H259ZM7 60V58L4 60V62ZM22 60V61H21ZM199 60V59H198ZM204 60V59H203ZM207 60V59H206ZM213 60V59H212ZM211 60V61H212ZM216 60V59H215ZM214 60V61H215ZM247 60V59H246ZM7 61H9L10 62V60L8 59ZM18 61H20V62H18ZM30 60H28V62H29ZM39 61H40V58L39 57H36L35 58V62H33L36 66H37V64L39 63ZM80 61V60H79ZM128 61V60H127ZM176 60H174V62H175ZM194 61H196V60H194ZM220 61H222V60H220ZM224 61V60H223ZM4 62H3V64H4ZM31 62V61H30ZM91 62V61H90ZM139 62V61H138ZM141 62H143V61H141ZM200 62V61H199ZM203 62V61H202ZM216 62H218V60L216 61ZM226 62V61H225ZM95 63V62H94ZM145 63V62H144ZM143 63V64H144ZM192 63H193V60H192ZM195 63V62H194ZM193 63V64H194ZM209 62H207V63H205V65L206 64H208ZM211 63V62H210ZM215 63V62H214ZM213 63V64H214ZM246 63H249V62H246ZM255 63V62H254ZM3 64H2V66H3ZM7 64V63H6ZM5 64V65H6ZM98 64H99V62H98ZM142 64V63H141ZM146 64V63H145ZM199 64V63H198ZM4 65V66H5ZM13 65V66H14ZM90 65H91V63H90ZM147 65V64H146ZM194 65H196V64H194ZM204 65V67H206ZM209 65V64H208ZM254 65H258V64H254ZM262 65H264V64H262ZM2 66H0V67H2ZM4 66H3V68H4ZM8 66V65H7ZM6 66V67H7ZM34 66V65H33ZM39 66V65H38ZM47 67H48V65H46ZM80 66V65H79ZM148 66V65H147ZM212 66V65H211ZM215 66V65H214ZM216 66H217V64H216ZM6 67H5V69H1L0 70V80H4V77H5V72H6ZM29 67V66H28ZM97 67H98V65H97ZM140 67V66H139ZM231 67H232V69H231ZM41 68V67H40ZM96 68V67H95ZM160 68V67H159ZM159 68H157V70H158V72H160L161 73V71L160 70H162L161 68H160V70H159ZM166 68V67H165ZM201 68V67H200ZM207 68V67H206ZM205 68V69H206ZM210 68H212V67H210ZM216 68V67H215ZM261 68V67H260ZM8 69V68H7ZM13 69V68H12ZM31 69V68H30ZM33 69V68H32ZM32 69H31V71H32ZM38 69V68H37ZM42 69V68H41ZM49 69V68H48ZM81 69H83V73H84V75H88V74H90V70L92 69V67H89V62L87 63H83V65L81 66V68H80V70ZM143 69V68H142ZM10 70V69H9ZM27 70H29V69H27ZM27 70H25L26 72H27ZM35 70H36V68H35ZM34 70V71H35ZM92 70H98V69H92ZM155 70V69H154ZM207 70H208V68H207ZM212 70H213V68H212ZM262 70H264V69H262ZM37 71V70H36ZM54 71V70H53ZM82 71V70H81ZM163 71H165V69H163ZM209 71V70H208ZM214 71H216V70H213V72ZM223 71V70H222ZM38 72V71H37ZM37 72L35 73L34 72V74H37ZM46 72V71H45ZM57 72V71H56ZM59 72V71H58ZM57 72V73H58ZM80 72V71H79ZM227 72V73H228ZM262 72H264V71H262ZM39 73V72H38ZM47 73V72H46ZM46 73L44 74L45 75V77H43V78H46L47 76H46ZM56 73V74H57ZM82 73V74H83ZM91 73H95V72H91ZM195 73V72H194ZM227 73H225L224 75H226ZM51 74V73H50ZM55 74V75H56ZM147 74V73H146ZM145 74V75H146ZM149 74V73H148ZM147 74V75H148ZM155 74V73H154ZM162 74V73H161ZM209 74V73H208ZM211 74V73H210ZM216 74V73H215ZM228 74H230V72L228 73ZM227 74V75H228ZM231 74V75H232ZM8 75V74H7ZM30 75H32V74H30ZM58 75V74H57ZM152 75V74H151ZM160 74H158V76H159ZM214 75V74H213ZM223 75V76H224ZM226 75V76H227ZM50 77L52 76V75H49ZM90 76V75H89ZM150 76V75H149ZM148 76V77H149ZM154 76V75H153ZM155 76H156V74H155ZM54 77H58V76H54ZM53 77V78H54ZM229 77V75L227 76V79H229L228 78ZM7 78V77H6ZM8 78H9V76H8ZM21 78V77H20ZM47 78H49V77H47ZM75 77H73V79H74ZM86 78V77H85ZM150 78H151V76H150ZM239 78V77H238ZM24 79V78H23ZM38 79H39V76H38ZM71 80H72V82H73V79H72V77L70 78ZM69 79V80H70ZM154 79V82H156L155 81V78H151V81ZM184 79V78H183ZM196 80H197V78H195ZM233 79V78H232ZM231 79V80H232ZM10 80V79H9ZM75 80V79H74ZM117 80V79H116ZM217 80V79H216ZM231 80L229 79L228 80V82H231ZM32 81H33V79H32ZM38 81V80H37ZM78 80L76 79V81L75 82H77ZM183 81V80H182ZM187 81V80H186ZM214 81H215V79H214ZM233 81V80H232ZM71 82V83H72ZM103 82V81H102ZM117 82V81H116ZM196 82V81H195ZM234 82V81H233ZM240 82V81H239ZM26 83V82H25ZM104 83V82H103ZM152 83H153V81H152ZM184 83V82H183ZM186 83V82H185ZM184 83V84H185ZM198 83V82H197ZM232 83V82H231ZM235 83H237L236 81H235ZM243 83V82H242ZM21 84V85H20ZM20 84H18V86H17V88H21V89H24L23 87L25 86L24 85V83L22 84V81L20 82ZM37 84V83H36ZM39 84H40V81H39ZM68 84H70V83H68ZM73 84H76V83H73ZM155 84H157V83H154L153 84V86H156ZM24 85V86H23ZM183 85V84H182ZM188 85V84H187ZM247 85V84H246ZM251 85H253V86H251ZM0 86H1V84H0ZM40 86V85H39ZM64 86V85H63ZM100 86V85H99ZM121 86V85H120ZM166 86V85H165ZM236 86H237V84H236ZM242 86V85H241ZM3 87H4V85H3ZM3 87H1V88H3ZM14 87V86H13ZM34 87V86H33ZM42 87H43V84H42ZM72 87H73V85H72ZM116 87V86H115ZM162 87H163V85H162ZM193 87V86H192ZM0 88V89H1ZM17 88H15V89H17ZM152 88V87H151ZM34 89H36V88H34ZM53 89V88H52ZM62 89H63V87H62ZM124 89V88H123ZM154 89H155V87H154ZM164 89V88H163ZM20 90V89H19ZM111 90V89H110ZM149 90V89H148ZM165 90V89H164ZM15 91V90H14ZM14 91H12V92H14ZM36 91H38V90H36ZM64 91H65V89H64ZM69 91H71V90H69ZM128 91V90H127ZM153 91V90H152ZM155 91V90H154ZM156 91H158L157 89H156ZM155 91V92H156ZM234 91H236V90H234ZM54 92H56V91H53L52 93H54ZM126 92V91H125ZM151 92V91H150ZM238 92V91H237ZM15 93V92H14ZM32 93V92H31ZM38 93L40 94V90L38 91ZM64 93V92H63ZM62 93V95L64 96L66 93H64L63 94ZM160 93H162L161 91H160ZM164 93H165V91H164ZM34 94V93H33ZM45 94H46V90H44V92H43V94H41V96H40V98L39 97H35V96H37V94L35 95V96H33L32 94L31 95H24L23 97H21V98H23V100H24V102L22 103H20V105H19V107H17L16 108V110L14 109H10V107H8L7 109L9 110V112H7L8 113V115H10V117H6V120H4L5 122L4 123H2L1 125H0V131L1 132H4V130H5V128H6V125H7V127L9 126V128L12 126L13 127V131H12V133H14L15 134V139L17 138L18 139V141H20V138H23L24 137V135H26L27 133H28V130L29 129H31V128H34L35 127V124H36V121H38V116H40V117H43L44 115H43V111H40V110H45L46 108H43V107H45V105L47 104V101H45V99H44V97H45ZM56 94V93H55ZM141 94V93H140ZM146 94V93H145ZM152 94H153V96H152ZM157 94V95H156ZM155 95H154V93H151L150 94V96H152V97H156L157 99L160 97L159 95H158V93H156ZM163 94V93H162ZM61 95V94H60ZM67 95H69V93L67 94ZM120 95H122L121 93H120ZM134 95V94H133ZM161 95V94H160ZM10 96H12V95H10ZM51 96V95H50ZM54 96V95H53ZM53 96H51V97H53ZM159 96V97H158ZM239 96V97H240ZM14 97V95L12 96V98ZM57 97V95L51 100V104H52V107L54 106V107H56V108H58L59 107V105H60V108H61V106H62V104H61V101H60V99L58 98H56ZM62 97V96H61ZM65 97V96H64ZM163 96H161L160 97V99H158V100H161L159 103H160V105H163V104H161V102H163V100L162 99H164V98H162ZM11 98V99H12ZM129 98H130V96H129ZM137 98V97H136ZM155 98V99H156ZM162 98V99H161ZM260 98V99H259ZM10 100V99H9ZM20 100H22V99H20ZM134 100V99H133ZM67 101V100H66ZM156 100H154V102H155ZM168 101V100H167ZM11 102V101H10ZM16 102V101H15ZM62 102H63V100H62ZM166 102V101H165ZM72 103V102H71ZM158 103V102H157ZM66 104V103H65ZM67 104H68V102H67ZM1 105H3V104H1ZM5 105V104H4ZM6 105L8 106V104H7V102H6ZM5 105V106H6ZM15 105V104H14ZM70 105V104H69ZM164 105H165V103H164ZM16 106H18V105H16ZM30 106V107H29ZM64 106V105H63ZM62 106V108L63 109H65V107H67V106H65V107H63ZM14 107V106H13ZM32 107V108H31ZM157 107V106H156ZM2 108V106L0 107V109ZM61 108V109H62ZM55 109V108H54ZM67 109H69V108H67ZM138 109V108H137ZM161 109V108H160ZM171 109V108H170ZM194 110L195 109H198V111H200V112H203L204 110H206V108H200V106L198 105V106H195V108H193ZM6 110V109H5ZM59 110V109H58ZM162 110V109H161ZM193 110V111H194ZM210 110V109H209ZM208 110V111H209ZM214 110V109H213ZM212 109H211V111H213ZM211 111H209V112H211ZM216 111H217V109H216ZM65 112H69V111H65ZM77 112H79V111H77ZM107 112V111H106ZM197 112V111H196ZM198 113V112H197ZM196 113V114H197ZM207 113V112H206ZM219 113V112H218ZM79 114V113H78ZM82 114V113H81ZM97 114V113H96ZM104 114H105V112H104ZM150 114V113H149ZM200 114V113H199ZM207 114H210V113H207ZM0 115H2L3 116V112H2V114H0ZM4 115H5V113H4ZM7 115V116H8ZM49 115V114H48ZM47 115V116H48ZM201 115V114H200ZM221 115V114H220ZM30 116H31V120L29 119L30 118ZM46 116V115H45ZM62 116H63V114H62ZM65 116V118H66V121L65 122H67L68 124H70L69 122L71 121V123L73 124V127H76L77 128V130H79L80 132L82 131V130H84V129H86V128H84V129H82L84 126H83V121H82V119L80 118V117H78V115L76 114H74V115H72V117L71 116H66V115H64ZM81 116V115H80ZM86 116V115H85ZM106 116V115H105ZM108 116V115H107ZM115 116V115H114ZM148 116V115H147ZM161 116H163V115H161ZM194 116V115H193ZM211 116V115H210ZM209 116V117H210ZM226 116V115H225ZM39 117V118H40ZM49 117H51L50 115H49ZM52 117H54V116H52ZM68 117H70V118H68ZM99 117H100V115H99ZM149 117V116H148ZM160 117V116H159ZM159 117L157 118V119H159ZM212 117H213V115H212ZM220 117V116H219ZM223 117V116H222ZM233 117H234V115H233ZM238 117V116H237ZM241 117V116H240ZM45 118V117H44ZM55 118V117H54ZM64 118V117H63ZM85 118V117H84ZM90 118V117H89ZM101 118V117H100ZM199 118V117H198ZM206 118V117H205ZM211 118V117H210ZM224 118V117H223ZM222 118V119H223ZM241 118H243V117H241ZM244 118H246V117H244ZM41 119V118H40ZM46 119V118H45ZM53 118H51V120H52ZM56 119V118H55ZM91 119V118H90ZM104 119H106V118H104ZM184 119V118H183ZM182 119V120H183ZM195 119V118H194ZM249 119V118H248ZM179 120H180V118H179ZM211 120H213V118L211 119ZM243 120V119H242ZM11 121V122H10ZM193 121H195V120H193ZM239 121V120H238ZM42 122V121H41ZM40 122V123H41ZM46 122V121H45ZM88 122V121H87ZM182 122V121H181ZM185 122H189V119H187V121H185ZM185 122H183V123H180V124H184ZM205 122V121H204ZM1 123V122H0ZM15 123H18L17 125H15ZM67 123L65 124L66 126H68V128L67 129H70L69 127V125H67ZM85 123V122H84ZM92 123V122H91ZM104 123V122H103ZM39 124V123H38ZM95 124V123H94ZM157 124V125H156ZM156 124H155V127L156 126H158L159 124V126L160 127H157V130H159V131H157L158 133L157 134H155V137H156V139H157V137H160L161 139H162V137L163 136H167L168 137V132H169V130L170 129H172L174 126H173V124L172 123H170L167 119H165V117H162V118H160L159 119V121L157 120V122H156ZM179 124V125H180ZM192 124H193V122H192ZM205 124V123H204ZM14 125L16 126V128H14ZM71 125V124H70ZM88 126H92V125H89V124H87ZM165 125V126H164ZM212 125H214V124H212ZM49 126V125H48ZM52 126V125H51ZM66 126H65V129H66ZM87 126V127H88ZM181 126V125H180ZM184 127H185V125H183ZM187 126H188V124H187ZM189 126H190V124H189ZM188 126V127H189ZM204 126V125H203ZM202 126V127H203ZM220 126V125H219ZM18 127V128H17ZM45 127H47L46 126V124H45ZM93 127V126H92ZM153 127H154V125H153ZM154 127V128H155ZM176 127V126H175ZM174 127V128H175ZM177 127H179V126H177ZM235 127V126H234ZM39 128H42V127H40V125L38 126V129ZM50 127H48V129H49ZM52 128V127H51ZM59 128H61V127H59ZM72 128V127H71ZM80 128V129H79ZM90 128V127H89ZM182 129L183 127H179V129ZM205 128V127H204ZM207 128V127H206ZM239 128V127H238ZM11 129V128H10ZM10 129H9V131H10ZM48 129H46V131L47 132H49L48 131ZM179 129L178 128H176V130H178L179 131ZM180 129V130H181ZM187 129V128H186ZM200 129V128H199ZM198 129V130H199ZM7 130V129H6ZM32 130V129H31ZM37 130V129H36ZM41 130V129H40ZM52 130V129H51ZM55 130V132H57L56 131V128L54 129ZM61 130V129H60ZM64 130V129H63ZM154 130V129H153ZM183 130H185V128L184 129H182L181 130V134L184 136V134H183ZM234 130V129H233ZM238 130V129H237ZM251 130V129H250ZM39 131V130H38ZM42 131H43V129H42ZM74 131H76V130H74ZM109 131H110V129H109ZM108 131V133L109 134H113V135H117L120 139H119V141L120 142H118V140L117 141H115V144H117V145H120V148H121V150H125V146L124 145H126L127 146V148H126V150H128V149H130L131 150V152L132 153H130V156L129 155H127L126 156V154H125V158H127L128 159V161H130L131 159H129L130 157H132L131 156V154L133 155V153H135V154H137L136 156H139V155H142L141 153H143L144 151L142 150L143 148V145L141 146V143H143V141L141 142V141H139L138 139H137V137H136V139L134 138L135 136H132L133 138H131V135H132V133H131V130H123V128L122 129H120V128H116L115 126H113V125H111V131L109 132ZM144 131V130H143ZM230 131H232V130H230ZM235 131V130H234ZM240 131V130H239ZM242 131V130H241ZM253 131V130H252ZM6 132V131H5ZM11 132V131H10ZM10 132H8V135L9 136H12L13 137V134L12 135H10L9 133ZM68 132H70V130H68ZM73 132V131H72ZM133 132V131H132ZM170 132H172V131H170ZM185 132V131H184ZM197 132V131H196ZM255 132H258V131H255ZM32 133V137L35 139V140H37V133H39V132H37V131H35V132H31ZM66 133V132H65ZM74 133V132H73ZM130 133V134H129ZM189 133V132H188ZM195 133V132H194ZM243 133V132H242ZM259 133H261V132H259ZM7 134V133H6ZM40 134V133H39ZM57 134V133H56ZM55 134V135H56ZM103 134H105V133H103ZM102 134V135H103ZM173 134H175V133H173ZM178 134H179V132H178ZM178 134H175L176 136L178 135ZM234 134H236V131L234 132ZM241 134V133H240ZM245 135H246V133H244ZM60 135H62V133L60 134ZM59 135V136H60ZM69 135V134H68ZM100 135V134H99ZM106 135H107V133H106ZM116 135H115V137H114V139L115 138H117L116 137ZM133 135H136V134H133ZM141 135V134H140ZM182 135H180L181 137V139L183 138L182 137ZM238 135V134H237ZM39 136V135H38ZM64 136H66V139L68 140V138H67V135H63V137ZM130 136V137H129ZM143 136V135H142ZM170 136V135H169ZM179 136V135H178ZM186 136V135H185ZM236 136V135H235ZM248 136V135H247ZM11 137V138H12ZM13 137V138H14ZM44 137V136H43ZM61 137V136H60ZM89 138H90V141L91 142H94L93 140H95V139H93V138H91L90 136H88ZM93 137V136H92ZM101 137V136H100ZM107 137V136H106ZM112 137V138H113ZM166 137V138H167ZM192 137H193V135H192ZM246 137V136H245ZM12 138V139H13ZM27 138V137H26ZM25 138V139H26ZM59 137H57V139H58ZM123 138H125V140H128V138H129V141L127 142V141H125ZM130 138H131V140H130ZM147 138H148V136H147ZM228 138V137H227ZM260 138H262V137H260ZM44 139V138H43ZM65 139V138H64ZM63 139V140H64ZM93 139V140H92ZM102 139V138H101ZM123 139V140H122ZM150 139V138H149ZM148 139V140H149ZM170 139V138H169ZM9 140H10V138H9ZM97 140V139H96ZM152 140H153V143H155L154 142V140H155V138L153 139L152 138ZM167 140H168V138H167ZM180 140V139H179ZM183 141L184 140H189V137H188V139H185V138H183L182 139ZM182 140H181V142H182ZM225 140V139H224ZM8 141V140H7ZM22 141V140H21ZM99 141V140H98ZM97 141V142H98ZM123 141H125V144L123 145ZM176 141V140H175ZM261 141H262V139H261ZM0 142H1V140H0ZM9 142H11V141H9ZM14 142H15V140H14ZM17 142V141H16ZM48 142V141H47ZM97 142L95 143V144H97ZM122 142V143H121ZM127 142V143H126ZM139 142H141L140 144H139ZM152 142V141H151ZM179 142V141H178ZM214 142V141H213ZM227 142V141H226ZM44 143V142H43ZM62 143V142H61ZM78 143V142H77ZM85 141L84 142H82V143H80V145L81 146H84L85 145ZM99 143V142H98ZM147 143H148V145H150L151 146V144H150V142H148L147 141ZM158 143V142H157ZM165 143V142H164ZM171 143V142H170ZM188 143H190V142H188ZM192 143V142H191ZM194 143V145L195 144H197L196 142H193ZM238 143V142H237ZM17 144V143H16ZM19 144V143H18ZM17 144V145H18ZM40 144V143H39ZM67 144H69V142L67 143ZM95 144H92V147H96L95 146ZM113 144V143H112ZM144 144H146V142H144ZM160 144H161V142H160ZM177 144H179V143H177ZM182 145H188V144H183V143H181ZM1 145V144H0ZM15 145V144H14ZM43 145H45V144H43ZM42 145V146H43ZM47 146L45 147V150L43 151V154H42V156H40V157H38L37 158V161H35L34 163H33V166H34V171L36 170V169H39L40 168V166H42V164H43V162H44V160L47 158V159H49V161L51 160V164L50 165H47L46 166V168H45V172H43V171H41V172H39V173H42L41 174V180H42V182H43V185H42V187L41 188H43V187H45L44 186V184L47 182L44 178H51V181L53 182V184H54V188H56V189H58V188H62V191H65L64 193L66 194V193H68L69 194V191H70V193H71V191H72V193L77 197L78 195H80L81 193H79V189H72L73 187H72V185L73 184H75V182H74V179L75 178H77V177H79L78 179H80L81 177H80V175L81 174H86L88 177L86 178L87 180H88V185H91V183H92V180L95 178V174H94V172H92V171H94V170H96V169H94L93 167H92V165L90 164V163H87V166L83 163L82 164V162H84L83 161V159H85L84 157L83 158H81L82 159V162L80 163L79 162V159H78V156L80 155H74L75 154V151H72V152H74L73 153V155H74V157H71V159L69 158V160L68 159H66L65 160V164H63L62 163V165L61 166H58L59 168H56V166H53V164H56V162H54L53 160H54V155H55V153H56V151L58 150V149H56V151H55V153H53L50 149H48L49 148V144H46ZM70 145V144H69ZM94 145V146H93ZM99 145V144H98ZM101 145V144H100ZM153 145V144H152ZM170 145V144H169ZM190 145V144H189ZM210 145V144H209ZM208 145V146H209ZM10 146H12V144L10 145ZM9 146V147H10ZM21 146V145H20ZM81 146L80 147H77V148H80L79 149V151H77V152H80V150H81ZM144 146H147V144L146 145H144ZM150 146H148V147H150ZM176 146V145H175ZM181 146V145H180ZM179 146V147H180ZM215 146V145H214ZM219 146V145H218ZM13 147V146H12ZM58 147V146H57ZM56 147V148H57ZM72 147V146H71ZM123 147H125L124 149H122ZM166 147V146H165ZM177 147V146H176ZM223 148H224V146H222ZM15 148V147H14ZM18 148H21V147H18ZM63 148V147H62ZM69 148V147H68ZM84 148V147H83ZM97 148V147H96ZM117 148V147H116ZM116 148H113L114 150L116 149ZM147 148V147H146ZM153 148H154V146H153ZM153 148H149V149H153ZM168 148V147H167ZM196 148H197V146H196ZM210 148H211V146H210ZM220 148V147H219ZM219 148H218V151H219ZM1 149V148H0ZM60 149V148H59ZM70 149V148H69ZM110 149V148H109ZM112 149V148H111ZM110 149V151H114V150H111ZM148 149V148H147ZM156 149V148H155ZM159 149V148H158ZM180 149V148H179ZM213 149V148H212ZM15 150V149H14ZM53 150V149H52ZM120 150V151H121ZM133 150V151H132ZM177 150V149H176ZM175 150V151H176ZM209 151H210V149H208ZM3 151V150H2ZM61 151V150H60ZM59 151V152H60ZM85 151V150H84ZM105 151L107 152V149H105ZM117 151H118V149H117ZM119 151V152H120ZM129 151V150H128ZM141 151H143V152H140ZM147 151V150H146ZM149 151V150H148ZM148 151L145 153V154H148ZM178 151V150H177ZM213 151H215V150H213ZM212 150H211V152H213ZM18 152H19V149H18ZM86 152H88V151H86ZM86 152H84V153H86ZM102 152V151H101ZM115 152H116V150H115ZM119 152H116V153H114L115 155H117L118 156V154H119ZM125 152V151H124ZM154 152H155V150H154ZM163 152V151H162ZM172 152H173V150H172ZM179 152V151H178ZM1 153V152H0ZM17 153V152H16ZM96 153V152H95ZM118 153V154H117ZM126 153H128V152H126ZM155 153H157V152H155ZM163 153H165V152H163ZM176 153V152H175ZM175 153L174 154H171V155H169L168 153H167V155H169V156H171V159L169 160V157H168V159H167V161H169L171 164H169V166L171 167V166H173V165H175L174 164V162H176L177 160L176 159H178V158H173L172 156H174L175 155ZM2 154V153H1ZM3 154H5L6 155V153H3ZM2 154V155H3ZM10 154V153H9ZM24 154V153H23ZM63 154V153H62ZM77 154V153H76ZM91 155H92V153H90ZM114 154H112L113 156H114ZM135 154H134V157H135ZM139 154V155H138ZM190 154V153H189ZM196 154H197V151H196ZM11 155V154H10ZM19 155H20V153H19ZM19 155L17 156V155H15V156H17V157H19ZM87 155H89V154H87ZM102 155V154H101ZM104 155H106V154H104ZM103 155V156H104ZM109 155V154H108ZM120 155V154H119ZM152 155V154H151ZM155 155V154H154ZM165 155V154H164ZM177 155V154H176ZM178 155H180L181 156V154H178ZM187 155V154H186ZM191 155V154H190ZM195 155V154H194ZM193 155V156H194ZM90 156V155H89ZM88 156V158L90 159L91 157H89ZM123 156H124V154H123ZM129 156V157H128ZM146 156V155H145ZM148 156H150V155H148ZM148 156H146V157H148ZM160 156H162V155H160ZM13 157V156H12ZM94 157V156H93ZM116 157V156H115ZM121 157V156H120ZM133 157V158H134ZM144 157V156H143ZM158 157V158H157ZM178 157V156H177ZM201 157V156H200ZM5 158H7V157H5ZM9 158V157H8ZM51 158V159H50ZM53 158V159H52ZM112 158V157H111ZM121 158H123V157H121ZM124 158V159H125ZM136 158V157H135ZM139 158H140V156H139ZM142 158V157H141ZM164 159H165V157H163ZM180 158V157H179ZM189 158H191V157H189ZM202 158V157H201ZM200 158V159H201ZM209 158H211L210 156H209ZM2 159V158H1ZM4 159V158H3ZM12 159V158H11ZM19 159V158H18ZM89 159H87V160H89ZM138 159V158H137ZM136 159V160H137ZM142 159H144V158H142ZM146 159V158H145ZM148 159V158H147ZM153 159V158H152ZM156 159H160L159 158V156H156ZM163 159V160H164ZM182 159V158H181ZM194 159V158H193ZM208 159V158H207ZM213 159V158H212ZM5 160V159H4ZM9 160H10V158H9ZM15 160H17V159H15ZM14 160V161H15ZM26 160V159H25ZM56 160V159H55ZM94 160V159H93ZM126 160V159H125ZM134 160V159H133ZM139 160H141V159H139ZM138 160V161H139ZM150 160H151V158H150ZM185 160V159H184ZM8 161V160H7ZM28 161V160H27ZM33 161V160H32ZM100 161V160H99ZM127 161V162H128ZM147 161V160H146ZM158 161V160H157ZM179 161V160H178ZM177 161V162H178ZM203 161V160H202ZM201 161V162H202ZM209 161H211L212 162V160H209ZM2 162V161H1ZM11 162V161H10ZM16 162V161H15ZM62 162V161H61ZM64 162V161H63ZM137 162V161H136ZM135 162V163H136ZM139 162H141V161H139ZM142 162H143V160H142ZM141 162V163H142ZM147 162H149V160L147 161ZM160 162V161H159ZM158 162V163H159ZM163 161H161V163H162ZM169 162H165L166 164L167 163H169ZM193 162V161H192ZM198 162H199V160H198ZM205 162H206V160H205ZM217 162H219V161H217ZM223 162V161H222ZM3 163V162H2ZM7 163V162H6ZM14 163V162H13ZM17 163H19V161L17 162ZM16 163V164H17ZM32 163V162H31ZM57 163H58V161H57ZM129 163H131V162H129ZM155 163V162H154ZM206 163H210V162H206ZM5 164V163H4ZM24 164V163H23ZM59 164H60V162H59ZM58 164V165H59ZM78 164H80V165H78ZM150 164V163H149ZM200 164H202V163H200ZM6 165V164H5ZM7 165H10V163L8 164L7 163ZM32 165V164H31ZM135 165V164H134ZM138 165V164H137ZM160 166H161V164H159ZM184 165V164H183ZM163 166H165V165H163ZM175 166H178V165H175ZM174 166V167H175ZM29 167V166H28ZM52 167V168H51ZM162 167V166H161ZM186 167V166H185ZM5 168V167H4ZM134 168V167H133ZM172 168V167H171ZM176 168V167H175ZM9 169V168H8ZM92 169H94V170H92ZM136 169V168H135ZM134 169V170H135ZM165 169H166V167H165ZM169 169V168H168ZM168 169H166V171L168 170ZM173 169V168H172ZM179 169V168H178ZM17 170H18V167H17ZM17 170H15L14 172H16ZM81 170V171H80ZM129 170V169H128ZM159 170V169H158ZM171 170V169H170ZM176 170V169H175ZM185 170V169H184ZM192 170V169H191ZM4 171V170H3ZM19 171V170H18ZM31 171H32V169H31ZM33 171V172H34ZM39 171V170H38ZM139 171H142V170H139ZM145 171V170H144ZM162 171V170H161ZM29 172V171H28ZM37 172V171H36ZM97 171H95V173H96ZM100 172V171H99ZM138 172V171H137ZM136 172V173H137ZM146 172V171H145ZM145 172H144V175H146L145 174ZM157 172H159V171H157ZM163 172V171H162ZM178 172H179V170H178ZM18 173V172H17ZM103 173V172H102ZM146 173H148V172H146ZM152 173V172H151ZM166 172H164L163 174H165ZM168 173V172H167ZM180 173V172H179ZM179 173H176V172H171V173H168V174H165L164 175V177H158V179H160V180H163V179H166L165 181L163 180V181H160L161 183H158L159 181H157V180H155L156 182H157V184H162V185H160L161 186V188L160 187H158V190L160 189V192L161 193H164V194H166V195H169V194H171L172 193V195H169L168 197H169V199L167 200V201H169L170 200V202H174L175 200H176V198H177V200L179 201V199L181 198V197H178L179 195H180V193H178L179 195L178 196H176L175 195V193H174V191L173 190H176L177 188H179V190H178V192H182V190H183V188H180V186H181V184H182V182H183V180H185L184 179V177L186 178V176H183L182 175V173H180L182 176H179L180 174ZM2 174V173H1ZM33 174V173H32ZM31 174V176H33ZM104 174H105V172L102 174V178H100L101 180H103V178H104ZM131 174V173H130ZM137 174H139V173H137ZM149 174V173H148ZM155 174L157 175V173L155 172ZM160 174H162V173H160ZM179 174V175H178ZM183 174H185V173H183ZM190 174V173H189ZM36 175V174H35ZM39 175V174H38ZM36 176V179H35V177H34V179L35 180H37V181H39V179H37V177L38 178H40L39 176ZM92 175H94V176H92ZM143 175V174H142ZM151 175V174H150ZM152 175H154L153 173H152ZM178 175V176H177ZM27 176V175H26ZM160 176H163V175H160ZM10 177V176H9ZM24 177V176H23ZM67 177H69L70 179L68 180V181H65V179L67 178ZM97 177H98V179H99V176H96V180H97ZM147 177L149 178V176L147 175ZM157 177V176H156ZM183 177V178H182ZM191 177V176H190ZM189 177V178H190ZM32 178V177H31ZM49 178V179H50ZM65 178V179H64ZM154 178H155V176H154ZM235 178V177H234ZM1 179H3V177L1 178ZM21 179V178H20ZM33 179V180H34ZM145 179H146V177H145ZM145 179L144 180H142V177H141V180L142 181H145ZM153 179V178H152ZM155 179H157V178H155ZM191 179V178H190ZM14 180H15V178H14ZM13 180V181H14ZM60 180H64V181H60ZM84 180H85V178H84ZM86 180V181H87ZM100 180V181H101ZM105 180H106V178H105ZM108 180V179H107ZM139 180V179H138ZM147 180H149V182H150V179H147ZM232 180V179H231ZM78 181V180H77ZM76 181V182H77ZM98 181V180H97ZM137 181V180H136ZM152 181H154V180H152ZM41 182V181H40ZM41 182V183H42ZM105 182V181H104ZM138 182V181H137ZM209 182V181H208ZM39 183V182H38ZM69 183V184H68ZM79 182H77V184H78ZM107 183V182H106ZM139 183V182H138ZM144 183H146V181L144 182ZM143 183V185L142 186H146L147 184H144ZM152 183V182H151ZM153 183H155V182H153ZM2 184V183H1ZM24 184V183H23ZM27 184V183H26ZM34 184H36L35 182L33 183V185ZM52 184V183H51ZM53 184L52 185H50L49 187H53ZM67 184V185H66ZM83 184V183H82ZM111 184H112V182H111ZM212 184V183H211ZM232 184V183H231ZM20 185V184H19ZM31 185V184H30ZM38 185V184H37ZM39 185H40V183H39ZM38 185V186H39ZM47 185V184H46ZM103 185H105V184H103ZM110 185V184H109ZM115 184H113V185H111V186H114ZM140 185H141V183H140ZM149 185V184H148ZM156 185V184H155ZM215 185V184H214ZM213 185V186H214ZM21 186H23V185H21ZM25 186H27V185H25ZM41 186V185H40ZM66 186V187H65ZM108 186V185H107ZM117 186V185H116ZM141 186V187H142ZM150 186H153V185H150ZM212 186V187H213ZM229 186V185H228ZM30 187V186H29ZM28 187V188H29ZM34 187V186H33ZM47 187V186H46ZM85 187V186H84ZM87 187V186H86ZM105 187V186H104ZM120 187V186H119ZM140 187V188H141ZM157 187V186H156ZM35 188V187H34ZM39 188V187H38ZM41 188H39V189H41ZM88 188V187H87ZM113 188V187H112ZM143 188H145L144 190H147L146 188H147V186L146 187H143ZM217 188V187H216ZM19 189V188H18ZM30 189H31V187H30ZM47 189V191L49 192V190H48V188H46ZM50 189V188H49ZM72 189V190H71ZM121 189H122V186H121ZM150 189H152V188H149L148 190H150ZM153 189H156V188H153ZM163 189V191H161ZM52 190H53V188H52ZM55 190V189H54ZM120 190V189H119ZM129 190V189H128ZM135 190H137V189H135ZM134 190V191H135ZM144 190H143V192H144ZM147 190V192H150V191H148ZM157 190V191H158ZM181 190V191H180ZM7 191V190H6ZM35 191V190H34ZM44 191V190H43ZM51 191V190H50ZM56 191V190H55ZM86 191V190H85ZM95 191V190H94ZM109 191V193L111 194L112 193V189H111V192H110V190H109V186L106 188L105 187V193L107 194V192ZM118 191V190H117ZM121 192L123 191L124 193H126V190H120ZM131 191H133V190H131ZM130 190H129V193L131 192ZM138 191V190H137ZM156 191V190H155ZM1 192V191H0ZM22 192V191H21ZM32 192V191H31ZM41 192H42V190H41ZM46 191H44V193H45ZM54 192V191H53ZM58 191H56V193H57ZM97 192V191H96ZM141 192V191H140ZM140 192H139V194H140ZM143 192H141V193H143ZM146 192V191H145ZM160 192H157V193H159L160 194ZM217 192V191H216ZM219 192V191H218ZM39 193V196L41 195L40 194V191L38 192ZM43 193V194H44ZM51 193V192H50ZM59 193V192H58ZM57 193V194H58ZM70 194V198H71V195H72V198H73V194ZM103 193H104V190H103ZM118 193V192H117ZM128 192H127V194L128 195H126V196H128L129 197V195H132V196H134L133 194H129ZM132 193V192H131ZM133 193H135V192H133ZM221 193H223V192H221ZM49 194V193H48ZM62 194V193H61ZM97 194V193H96ZM109 194V195H110ZM146 194H148V193H146ZM176 194H177V192H176ZM218 194V193H217ZM216 194V196H218ZM223 194H225V196H226V193H223ZM1 195V194H0ZM45 195V194H44ZM54 195V194H53ZM98 195H100L99 193H98ZM105 195V194H104ZM119 195V194H118ZM123 195H125V194H123ZM152 195V194H151ZM215 195V194H214ZM4 196H6L7 197V195H5L4 194ZM38 196V195H37ZM46 196V195H45ZM55 196V195H54ZM83 196V195H82ZM89 196V195H88ZM93 196V195H92ZM91 196V197H92ZM103 196V195H102ZM111 196V195H110ZM144 196V195H143ZM153 196H154V194H153ZM156 196H158L157 194H156ZM161 196V195H160ZM159 196V197H160ZM221 196V195H220ZM223 196V195H222ZM1 197V196H0ZM20 197V196H19ZM44 197V196H43ZM49 197V196H48ZM84 197V196H83ZM94 197V196H93ZM104 197V196H103ZM106 197H109V196H107L106 195ZM116 197V196H115ZM136 197H137V195H136ZM172 197L174 198L173 199V201H172ZM219 197V196H218ZM4 198V197H3ZM10 198H11V196H10ZM15 198V197H14ZM13 198V200H16V199H14ZM45 198V197H44ZM43 198V199H44ZM54 198V197H53ZM109 198H111V197H109ZM144 198V197H143ZM155 198V197H154ZM216 199H217V197H215ZM224 198V197H223ZM4 199H6V198H4ZM9 199V198H8ZM12 199V198H11ZM42 199V200H43ZM49 199H50V197H49ZM55 199V198H54ZM64 199V198H63ZM63 199H61V200H63ZM68 199H69V197H68ZM86 199V198H85ZM88 199V198H87ZM98 199V198H97ZM104 199H106V198H104ZM112 199H113V197H112ZM116 199V198H115ZM139 199V198H138ZM145 199V198H144ZM149 199H150V197H149ZM167 199V198H166ZM165 199V200H166ZM7 200V199H6ZM10 200V199H9ZM47 199H45V201H46ZM71 200H73V199H71ZM124 200V199H123ZM143 200V199H142ZM176 200V201H177ZM217 200H219V198L217 199ZM216 200V201H217ZM3 201H5V200H3ZM19 201V200H18ZM36 201H37V199H36ZM44 201V200H43ZM50 201V200H49ZM52 201V200H51ZM105 201H107V200H105ZM128 201H130V200H128ZM138 201V200H137ZM139 201H141V200H139ZM175 201V202H176ZM1 202V201H0ZM7 202V201H6ZM13 202H16V201H13ZM47 202V201H46ZM53 202V201H52ZM51 202V203H52ZM66 202V201H65ZM81 202V201H80ZM88 202V201H87ZM100 202V201H99ZM103 202V201H102ZM117 202V201H116ZM3 203V202H2ZM9 203V206H10V210H12V211H14L13 209L14 208H12L11 207V205H10V203L11 202H8ZM42 203V202H41ZM48 203V202H47ZM56 203V202H55ZM55 203H54V205H55ZM67 203V202H66ZM65 203V204H66ZM95 203H96V200H95ZM111 203V202H110ZM121 203H122V201H121ZM154 203V202H153ZM166 203V202H165ZM197 203L199 204V201H197ZM197 203H195L194 204V206L192 207V209H190L189 211H187V212H185V211H183V212H180V213H177V215L175 216L176 217V219H177V221H180L179 222V224H181V226H187V225H189L191 222H195V221H198L199 223H200V209L197 207L198 206V204ZM17 204V203H16ZM30 204V203H29ZM44 204V203H43ZM42 204V205H43ZM49 204V203H48ZM53 204V203H52ZM88 204V203H87ZM86 204V205H87ZM102 204V203H101ZM101 204H99V205H101ZM167 204H169V202L167 203ZM5 205L6 204H0V213H2L3 214V212H4V210H6V209H4V207H5ZM12 205H14V204H12ZM18 205V204H17ZM72 205V204H71ZM82 205H84V204H82ZM86 205H84V206H86ZM114 205H116V204H114ZM121 205V204H120ZM125 204H123V206H124ZM146 204L144 203V207L146 208V206L148 207V204L145 206ZM161 205V204H160ZM159 205V206H160ZM164 205H166V204H163V206ZM170 205H171V203H170ZM202 205H204V204H202ZM15 206V205H14ZM33 206V205H32ZM40 206V205H39ZM46 206H48V205H46ZM80 206V205H79ZM79 206H77L76 205V207H79ZM107 206V205H106ZM111 206V205H110ZM150 206V205H149ZM151 206H153L152 205V203H151ZM168 206V205H167ZM7 207H8V205H7ZM17 207V206H16ZM34 207V206H33ZM58 207H59V209L61 208L62 210H66V209H68L70 212H73V213H75V209H76V207H74V208H70V207H68V206H66V205H60V204H58ZM108 207H109V205H108ZM111 207H114V206H111ZM116 208H117V206H115ZM122 207V206H121ZM18 208V207H17ZM104 208V207H103ZM119 208V207H118ZM125 208V207H124ZM132 208V207H131ZM130 207H128V209H131ZM137 208L139 209L140 207H138L137 206ZM136 208V209H137ZM142 208V207H141ZM163 208V207H162ZM161 208V209H162ZM185 208H186V206H185ZM191 208V207H190ZM202 208V207H201ZM35 209V208H34ZM60 209V210H61ZM83 209V212H85L84 211V207L82 208ZM87 209V208H86ZM104 209H107V208H104ZM144 209V208H143ZM143 209H142V211H143ZM188 209V208H187ZM27 210H28V208H27ZM40 210V209H39ZM54 210H56L55 208H54ZM101 210V209H100ZM57 211V210H56ZM102 211H103V209H102ZM116 211H119V210H117V209H115V212ZM123 211V210H122ZM131 211V210H130ZM133 211H136L135 209H133ZM159 211V210H158ZM8 211H6V213H7ZM28 212V211H27ZM58 212H60V211H58ZM62 212V211H61ZM69 212V213H70ZM77 212H78V210H77ZM109 212V211H108ZM113 212H114V209H113ZM141 212V211H140ZM157 212V211H156ZM178 212H179V210H178ZM11 213V212H10ZM56 213V212H55ZM72 213V214H73ZM92 213V212H91ZM99 213V212H98ZM119 213V212H118ZM131 213H133V212H131ZM142 213V212H141ZM149 213H152V215H153V211L152 212H149ZM149 213H148V216H150L149 215ZM14 214H15V212H14ZM23 214H25V212H23ZM56 214H58V213H56ZM78 214V213H77ZM193 215V216H188V215ZM62 215V214H61ZM87 215V214H86ZM85 215V216H86ZM119 215V214H118ZM128 215H130V213L128 214ZM132 215H135V214H132ZM15 215H13V217H14ZM18 216V215H17ZM20 216H21V214H20ZM29 216V215H28ZM42 216H43V214H42ZM136 216H137V213H136ZM135 216V217H136ZM140 216V215H139ZM144 216V215H143ZM142 216V217H143ZM40 217V216H39ZM64 217V216H63ZM69 217V216H68ZM72 217V216H71ZM94 217V216H93ZM127 217V216H126ZM133 217V216H132ZM142 217H141V219H142ZM20 218V217H19ZM18 218V219H19ZM57 218V217H56ZM70 218V217H69ZM90 217H86V219H85V221H86V223H87V221H88V219H89ZM129 218V217H128ZM137 218H138V216H137ZM140 218V217H139ZM138 218V219H139ZM144 218V217H143ZM25 219V218H24ZM41 219V218H40ZM55 219V218H54ZM64 219V218H63ZM91 219V218H90ZM130 219H132V218H130ZM138 219H137V221H138ZM140 219V220H141ZM151 219H153V218H151ZM150 219V220H151ZM237 219V218H236ZM21 220V219H20ZM22 220H23V218H22ZM31 220V219H30ZM29 220V221H30ZM80 220V221H79ZM79 225L80 224H83L82 222H83V218H82V215H81V218L79 217ZM94 220V219H93ZM95 220H96V218H95ZM105 220H107V219H105ZM136 220V219H135ZM135 220H132L133 222L135 221ZM143 220H145V219H143ZM149 220V219H148ZM204 220V219H203ZM228 220V219H227ZM37 222H39V219L38 220H36ZM41 221H42V219H41ZM40 221V222H41ZM55 221V220H54ZM56 221H57V219H56ZM61 221V220H60ZM91 221V220H90ZM5 222V221H4ZM32 222V221H31ZM35 222V221H34ZM37 222H35V223H37ZM92 222V221H91ZM97 222H98V220H97ZM102 222H104V221H102ZM114 222V221H113ZM126 222V221H125ZM139 222V221H138ZM148 222V221H147ZM147 222H146V224H147ZM152 222H154V220L152 221L151 220V223ZM215 222V221H214ZM226 222V221H225ZM224 222V223H225ZM23 223V222H22ZM94 223H96V222H94ZM140 223V222H139ZM138 223V224H139ZM142 223V222H141ZM144 223V222H143ZM3 224V225H2ZM9 224V223H8ZM21 224V223H20ZM28 224V223H27ZM42 224V223H41ZM56 224H57V222H56ZM55 224V225H56ZM93 224V223H92ZM91 224V225H92ZM99 224V223H98ZM115 224V223H114ZM132 224H134V223H132ZM153 224V223H152ZM11 225V224H10ZM17 225V224H16ZM36 225V224H35ZM47 225H49V224H47ZM52 225V224H51ZM77 225V224H76ZM87 225H89L88 223H87ZM175 225H176V223H175ZM177 225H178V223H177ZM177 225H176V227H177ZM1 226H3V227H6V225L3 223V221H2V223L0 224V227ZM40 226V225H39ZM75 226V225H74ZM84 226V225H83ZM52 227V226H51ZM88 227V226H87ZM96 227V226H95ZM201 227H202V225H201ZM207 227V226H206ZM214 227V226H213ZM217 227V226H216ZM215 227V228H216ZM221 227H223V226H221ZM32 228V227H31ZM31 228H30V230H31ZM44 227H42V229H43ZM53 228V227H52ZM77 228V227H76ZM205 228V227H204ZM210 227H208L207 229L209 230V231H211L210 229H209ZM6 229H7V227H6ZM5 228H4V232L6 233V234H3L4 236H6L7 237V239H8V235H10V232L9 233H7L8 231L6 230ZM55 229V228H54ZM178 229V228H177ZM207 229H203L202 228V230L201 231H199L198 232V230H195V232H197L198 234L197 235H194L193 234V232H189V231H187L186 232V234H185V236H186V239H185V241L184 242H180V243H178V242H175V243H177V244H175V245H171V246H169V248L167 249L166 248V251L168 250V254L166 255V256H168L169 255V257H170V259H172L171 260V264H188V262H189V258H190V256L192 255V257L191 258H193V257H195L194 256V254H195V252H198L199 253V251H197V250H199L200 248H201V243L203 242L202 240V238H204V236H206L205 235V233H207ZM77 230V229H76ZM79 230H80V228H79ZM91 230H92V228H91ZM174 230H176V229H174ZM212 230H213V228H212ZM218 230H220V228H218ZM225 230V229H224ZM1 231H2V229H1ZM7 231V232H6ZM104 231V230H103ZM130 231V230H129ZM206 231V232H205ZM42 232V231H41ZM46 232V231H45ZM52 232H54L53 230H52ZM82 232V231H81ZM94 231H92V233H93ZM128 232V231H127ZM194 232V233H195ZM212 232V231H211ZM213 232H214V230H213ZM91 233V234H92ZM96 233V232H95ZM94 233V234H95ZM115 233V232H114ZM114 233H113V235H114ZM129 233V232H128ZM208 233H210V232H208ZM207 233V234H208ZM215 233H216V231H215ZM214 233V234H215ZM1 234V233H0ZM34 234V233H33ZM54 234H55V232H54ZM93 234V235H94ZM135 234V233H134ZM211 235H212V233H210ZM210 234H208L209 236H211ZM2 234L0 235V245H3L5 242H6V240H5V237L3 236ZM23 235V234H22ZM50 235H51V233H50ZM82 235V234H81ZM92 235V236H93ZM125 235H127L126 233H125ZM137 235H139V234H137ZM151 235V234H150ZM4 238H3V237ZM27 236V235H26ZM32 236V235H31ZM31 236H29V237H27L26 239H25V237H22V242L23 243H25L26 241L25 240H28V241H31L32 242V240H33V237H31ZM57 236V235H56ZM84 236V235H83ZM90 236V235H89ZM149 236V235H148ZM208 236V237H209ZM220 236V235H219ZM52 237V236H51ZM94 237H97V236H94ZM101 237V236H100ZM99 237V238H100ZM103 237V236H102ZM142 237V236H141ZM154 237V236H153ZM171 236H169V238H170ZM1 238L3 239V241L5 240V242H3L2 240H1ZM49 238H50V236H49ZM59 238V237H58ZM105 238H107V237H105ZM115 238V237H114ZM44 239H46V238H44ZM111 239V238H110ZM138 240H139V238H137ZM177 239V238H176ZM50 240H51V238H50ZM61 240V239H60ZM92 240V239H91ZM97 240H98V238H97ZM102 240V239H101ZM106 240V239H105ZM207 240V239H206ZM206 240H204V241H206ZM42 241H43V238H42ZM45 241V240H44ZM57 241V240H56ZM96 241V240H95ZM104 241V240H103ZM103 241H102V243H103ZM147 241V240H146ZM8 242V241H7ZM21 242V243H22ZM51 242V241H50ZM85 242V241H84ZM140 242H141V240H140ZM144 242V241H143ZM230 242V241H229ZM22 243V244H23ZM107 243V242H106ZM113 243V242H112ZM134 243H136V242H134ZM43 244V243H42ZM109 244H110V242H109ZM138 244H140V243H138ZM28 245V244H27ZM38 245H40V244H36V243H33V248H37V246ZM63 245V244H62ZM165 245H169V244H166L165 243ZM25 246V245H24ZM30 246V245H29ZM49 246H51V245H49ZM160 246H162V245H160ZM164 246V245H163ZM1 248V254H5L4 256H6V255H8V253L10 252V250H9V248H8V250H6L5 248L4 249H2L3 248V246H0ZM23 247V246H22ZM45 247V246H44ZM100 247V246H99ZM134 247V246H133ZM158 247H159V245H158ZM165 247V246H164ZM31 248V247H30ZM39 248V247H38ZM54 248V247H53ZM65 248V247H64ZM87 248V247H86ZM90 248V247H89ZM2 250H5V251H2ZM103 250V249H102ZM6 251H9L8 253L6 252ZM42 251V250H41ZM40 251V252H41ZM46 251V250H45ZM55 251V250H54ZM158 251H160V250H158ZM157 251V252H158ZM2 252H5V253H2ZM33 254H32V257H33V259L34 260H37V259H40L39 258V255H38V251L37 250H35V249H33V251H31ZM7 253V254H6ZM15 253V252H14ZM43 253V252H42ZM102 253H104V252H102ZM144 253V252H143ZM161 253H162V249H161ZM198 253H196V255L198 256ZM0 254V258H2V259H0L1 261H0V263L1 264H9L10 263V261L8 260V259H10V260H13V262L15 261L14 259H11V258H13V257H15L16 258V255L15 256H13V257H11V258H9L10 257V255H12V254H9L8 256H6V257H8V261L7 260H4V259H6V257L4 258V257H2V255ZM40 254V253H39ZM46 255V254H45ZM57 255H58V253H57ZM64 255V254H63ZM103 255V254H102ZM21 255H19L18 257H20ZM31 256V255H30ZM29 257V256H28ZM41 257V256H40ZM60 257V256H59ZM123 257V256H122ZM25 258V257H24ZM42 258V257H41ZM45 258V257H44ZM99 258V257H98ZM110 258V257H109ZM121 258V257H120ZM196 258V257H195ZM21 259V258H20ZM27 259V258H26ZM102 259V258H101ZM147 259H149V258H147ZM159 259H161V258H159ZM5 262H4V261ZM16 260H17V262H18V259L16 258ZM31 260V259H30ZM61 260H62V258H61ZM161 260H163V259H161ZM195 260V259H194ZM3 261V262H2ZM166 261V263H167V260H165ZM191 261V260H190ZM12 261H11V263H13ZM16 262V263H17ZM21 262V261H20ZM25 262V261H24ZM33 262V261H32ZM135 262V261H134ZM159 262V261H158ZM27 263H28V261H27ZM31 263V262H30ZM139 263H142L141 261L139 262ZM138 263V264H139ZM144 263V262H143ZM13 264H15V263H13ZM18 264V263H17ZM62 264H63V262H62ZM146 264V263H145ZM156 264V263H155ZM159 264V263H158ZM189 264H190V262H189Z\"/></svg>", "mask_w": 264, "mask_h": 264}]
</instances>
